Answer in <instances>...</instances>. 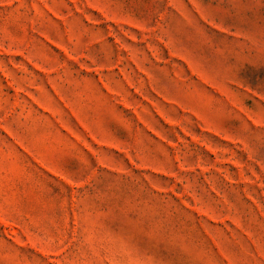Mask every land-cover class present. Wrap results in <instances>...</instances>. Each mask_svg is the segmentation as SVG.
<instances>
[{
	"label": "rangeland",
	"instance_id": "rangeland-1",
	"mask_svg": "<svg viewBox=\"0 0 264 264\" xmlns=\"http://www.w3.org/2000/svg\"><path fill=\"white\" fill-rule=\"evenodd\" d=\"M0 264H264V0H0Z\"/></svg>",
	"mask_w": 264,
	"mask_h": 264
}]
</instances>
